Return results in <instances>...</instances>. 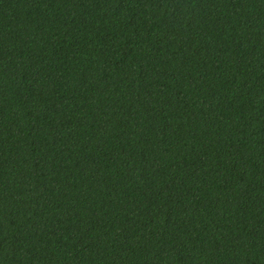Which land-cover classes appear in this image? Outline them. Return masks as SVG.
I'll list each match as a JSON object with an SVG mask.
<instances>
[{"label": "trees", "instance_id": "16d2710c", "mask_svg": "<svg viewBox=\"0 0 264 264\" xmlns=\"http://www.w3.org/2000/svg\"><path fill=\"white\" fill-rule=\"evenodd\" d=\"M0 264H264V0H0Z\"/></svg>", "mask_w": 264, "mask_h": 264}]
</instances>
